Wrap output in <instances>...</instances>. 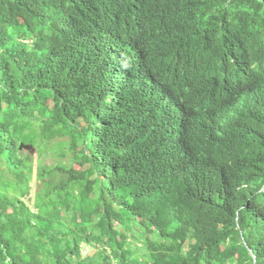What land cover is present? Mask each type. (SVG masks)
I'll return each instance as SVG.
<instances>
[{
    "label": "trees",
    "instance_id": "16d2710c",
    "mask_svg": "<svg viewBox=\"0 0 264 264\" xmlns=\"http://www.w3.org/2000/svg\"><path fill=\"white\" fill-rule=\"evenodd\" d=\"M0 264H264V0H0Z\"/></svg>",
    "mask_w": 264,
    "mask_h": 264
},
{
    "label": "rangeland",
    "instance_id": "374dc122",
    "mask_svg": "<svg viewBox=\"0 0 264 264\" xmlns=\"http://www.w3.org/2000/svg\"><path fill=\"white\" fill-rule=\"evenodd\" d=\"M63 156H64L65 160H67L69 158V156H70V153H68L67 155H63ZM73 167H74V169H79V165H77V163H74V166ZM80 168H84V167H80ZM32 184H34V183H32ZM89 251H90V247H89L88 252Z\"/></svg>",
    "mask_w": 264,
    "mask_h": 264
},
{
    "label": "clouds",
    "instance_id": "9594fccd",
    "mask_svg": "<svg viewBox=\"0 0 264 264\" xmlns=\"http://www.w3.org/2000/svg\"><path fill=\"white\" fill-rule=\"evenodd\" d=\"M89 247H90V246H88V245H87V246H84V247L82 248V252H83V253H87L88 250H89ZM86 248H87L88 250H87L86 252H84V250H85Z\"/></svg>",
    "mask_w": 264,
    "mask_h": 264
},
{
    "label": "built area",
    "instance_id": "2783aa9c",
    "mask_svg": "<svg viewBox=\"0 0 264 264\" xmlns=\"http://www.w3.org/2000/svg\"><path fill=\"white\" fill-rule=\"evenodd\" d=\"M88 249L86 248L85 250H84V252H86Z\"/></svg>",
    "mask_w": 264,
    "mask_h": 264
}]
</instances>
